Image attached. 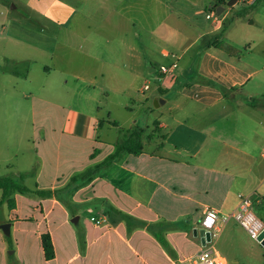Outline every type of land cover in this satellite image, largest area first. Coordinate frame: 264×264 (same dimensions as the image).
Instances as JSON below:
<instances>
[{
  "label": "crops",
  "instance_id": "crops-1",
  "mask_svg": "<svg viewBox=\"0 0 264 264\" xmlns=\"http://www.w3.org/2000/svg\"><path fill=\"white\" fill-rule=\"evenodd\" d=\"M15 1L41 15L52 31L30 38L25 54H10L8 23L0 31V177L23 176L31 190L51 193L16 192L9 205L0 190V226L11 225L10 235L0 228V264H195L204 245L196 231L207 208L229 215L240 196L264 205V0L250 7L241 0ZM238 6L260 8L251 23L262 31L242 40L245 53L222 40ZM81 8L85 30L78 34L71 25ZM90 10L97 11L96 23ZM93 26L97 40L90 36ZM17 41L24 49L25 41ZM37 41L53 46L55 65L45 67L46 77L59 72L54 59L65 54L61 71L80 80L69 86L62 81L65 97L32 70L39 61ZM77 42L94 67H69V49ZM254 53L260 66L248 60ZM158 57L178 60L180 70L175 77L159 72L155 100L166 102L155 107L145 138V129L130 119L123 128L109 118L115 99L137 102L135 90H146V84L138 88L144 68ZM8 63L27 69L1 68ZM45 102L66 110L59 126L43 128ZM124 106L131 111L129 103ZM135 128L144 129L142 154L126 153L91 180L72 182L112 154L123 131ZM260 218L264 223V212ZM249 236L231 219L209 247L224 264H264Z\"/></svg>",
  "mask_w": 264,
  "mask_h": 264
},
{
  "label": "rangeland",
  "instance_id": "rangeland-1",
  "mask_svg": "<svg viewBox=\"0 0 264 264\" xmlns=\"http://www.w3.org/2000/svg\"><path fill=\"white\" fill-rule=\"evenodd\" d=\"M245 7H250L247 5H244ZM2 7L5 9L2 10ZM260 8H247L245 10L244 7L238 6L236 7V11L230 15V17L227 20V26L225 29L223 41L227 45H236L242 52L245 53V51L249 52V48L245 46L242 43V40L245 39L246 37H249L250 35L256 36L257 34L259 35L261 33V27L260 24L255 23L252 24L251 22L254 20L253 15L259 11ZM91 16L90 19L92 22L96 21L97 19V11L96 10H90L88 11ZM83 13V9H79V14L76 16L77 22L73 25H71V29H78V34L82 30H85V27L82 26L80 20H81V15ZM216 15V12L214 14ZM218 17V16H217ZM8 23V24H7ZM96 23V22H94ZM4 24H7V31L5 32L6 37H11L12 40L10 41V50L12 54V51L14 50H19L20 52L23 51L22 53L25 54V52L28 50L27 44L28 40L32 38L33 36H45V35H50L52 31V27L47 23L44 18L39 15L36 12H33L26 8L23 3H18L15 0H0V31H2ZM20 24V25H19ZM84 28V29H83ZM54 33H59V30L53 31ZM90 36L96 37L95 39L97 40V30L96 27L93 26L92 28V33H90ZM21 39L25 41L24 43V49L21 46H18L19 44L21 45V42H18L17 39ZM93 40V45H96V40ZM222 41V42H223ZM114 44H117L122 46L124 43H119V41L115 42ZM131 45L135 46V43H129ZM240 44V45H238ZM35 45L40 46L39 49H37L36 56L38 57L39 61L36 65H34V68L32 69L33 71H36L35 74H39L41 77V81L45 83L47 82L51 84V86H58L57 93L61 95V97H65L67 95V91L61 88V83L62 81H66L70 85H79L80 80H77L73 78L72 76L69 75V77L65 74V72L61 71L63 69V64L65 63L64 59L61 57V55L65 54H58L55 56L54 63L57 65L55 66L56 69L59 70V72L52 71L51 75L49 77H46L44 75L45 72V67H53L52 64V54L51 50L53 49V46L51 43L48 42H40L37 41ZM82 43L77 42L75 49H69V67L71 68H79L85 66L87 68H92L94 67L93 62L90 60H87L82 57V51L84 49L81 48ZM253 46V44H252ZM137 49L140 51L141 45L140 43H136ZM251 47V46H250ZM57 53H62V50H58ZM146 53V51H145ZM15 57L14 55H11L10 58ZM153 63L148 62V65L146 68H144V73L143 77L139 79L138 82V88L139 85H149L148 90H144L141 92H137L135 90V95L137 98V102L130 100L128 98H125V100H118L115 99L114 103L116 104L114 107H112V114L109 119L111 121H115L117 124L121 125L123 128L129 125L128 120L130 119L133 124H137L139 127H143L145 129V138H147L148 135L151 134V130L153 128V121L156 119V109H155V99L158 95V87L161 84V80L159 78V70L158 68L161 66L162 63H166L170 65V63L174 60L173 58H160L158 57L155 59ZM248 60L251 61L256 66H260V63L258 62L261 61V58L258 57L256 53H254L252 56H248ZM178 60H174V62ZM253 61V62H252ZM179 63V62H178ZM172 64V63H171ZM26 65V64H25ZM25 65H19L18 71H24L27 69ZM180 65V64H179ZM67 66V63H66ZM104 66L99 65L98 70L102 71ZM155 68V71H150V68ZM70 74V73H69ZM195 76L194 74L188 75V77L192 80L193 77ZM254 83V80L252 81ZM68 90V89H67ZM101 106L103 102H105V99H101ZM119 103V104H118ZM124 103H129V106L131 108V111H128L125 109ZM39 108V107H38ZM165 108H162V110H165ZM106 110H103L100 113V117L103 120V125H104V130L106 128V123L105 120H108L106 118ZM40 116L42 117V121L44 122L43 128L47 129L49 128V125L55 124L59 126L63 120L66 117V110L63 107H59L57 105H53L51 103H43L40 106ZM103 130V132H104ZM252 210L253 212L259 217H263V212H264V205L259 206V204H256L253 202L252 205ZM259 217V218H260ZM261 219V218H260ZM198 226V225H197ZM249 239L251 242L256 244L262 253L264 254V247L260 245L256 240L251 238L249 236Z\"/></svg>",
  "mask_w": 264,
  "mask_h": 264
},
{
  "label": "built area",
  "instance_id": "built-area-1",
  "mask_svg": "<svg viewBox=\"0 0 264 264\" xmlns=\"http://www.w3.org/2000/svg\"><path fill=\"white\" fill-rule=\"evenodd\" d=\"M244 5L252 6L256 4L259 0H241ZM208 18L211 15H207ZM180 70V65L177 61L170 65H161L159 67V72L162 75L175 77L176 73ZM146 90L149 89V85L146 84L144 87ZM231 219L238 222L247 233L256 240L260 245L261 240H259L260 235L264 231L263 221L253 212L252 210V200L248 196H240V201L237 209H235L231 214L222 216L216 209L207 208L201 219L199 220V226L197 229V237L199 239H204L203 248L194 255L195 264H224L223 260L214 257L212 249L209 245L212 243L213 239L221 232L222 225L227 224ZM105 221L102 219L101 222ZM99 220L96 224L101 223ZM207 234L210 235V239H207ZM263 246V245H262Z\"/></svg>",
  "mask_w": 264,
  "mask_h": 264
},
{
  "label": "trees",
  "instance_id": "trees-1",
  "mask_svg": "<svg viewBox=\"0 0 264 264\" xmlns=\"http://www.w3.org/2000/svg\"><path fill=\"white\" fill-rule=\"evenodd\" d=\"M218 39H214L213 43ZM210 45V44H209ZM208 45V46H209ZM219 47H221V43H219ZM27 67V65H25ZM19 65H13L12 63H8L7 65L1 67L4 70H12L14 72L18 71ZM143 128H135L133 130H125L123 131V135L116 145L115 151L110 154L101 164L97 165L94 168L87 170L84 174L79 175L78 177H74L72 182L77 180L84 179L85 181H89L93 178L96 171L104 166H108L116 161H119L126 153L140 155L143 152ZM20 179V178H19ZM14 179L10 176L0 177V190H2V202H7L9 205L12 203V196L14 193H33L35 192L38 195L47 196L50 195V191L36 190L33 191L28 188L26 185L22 184L21 181L23 176H21V180ZM43 244L47 258L53 257V244L49 235H45L43 237Z\"/></svg>",
  "mask_w": 264,
  "mask_h": 264
},
{
  "label": "water",
  "instance_id": "water-1",
  "mask_svg": "<svg viewBox=\"0 0 264 264\" xmlns=\"http://www.w3.org/2000/svg\"><path fill=\"white\" fill-rule=\"evenodd\" d=\"M217 14L220 15L221 14V8H218L217 9ZM166 101L163 100V99H158V100H155V107H159L160 104H164ZM10 227L11 225L9 223L7 224H3L0 226V228L3 230V232L6 234V235H10ZM196 234H197V231H196ZM207 239H210V235L207 234ZM259 240H261V244L264 246V231L263 233L260 235L259 237ZM202 242L204 243V239H202Z\"/></svg>",
  "mask_w": 264,
  "mask_h": 264
}]
</instances>
